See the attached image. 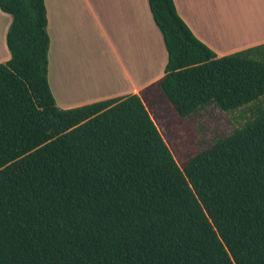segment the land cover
<instances>
[{
	"label": "trees",
	"instance_id": "16d2710c",
	"mask_svg": "<svg viewBox=\"0 0 264 264\" xmlns=\"http://www.w3.org/2000/svg\"><path fill=\"white\" fill-rule=\"evenodd\" d=\"M147 1L164 75L60 109L44 0H0V264H264V44L217 58L173 0ZM247 105L251 121L195 153L157 125Z\"/></svg>",
	"mask_w": 264,
	"mask_h": 264
},
{
	"label": "crops",
	"instance_id": "0c3cea01",
	"mask_svg": "<svg viewBox=\"0 0 264 264\" xmlns=\"http://www.w3.org/2000/svg\"><path fill=\"white\" fill-rule=\"evenodd\" d=\"M173 2L193 35L217 58L264 44V0ZM44 3L49 37L47 81L60 109L139 94L164 75L167 52L147 0ZM11 21V16L0 9V63L10 59L6 34ZM86 25L90 33L104 34L111 54L105 65L94 58L89 66L80 63L77 42L85 34ZM61 65L63 73L67 66L69 92L61 83Z\"/></svg>",
	"mask_w": 264,
	"mask_h": 264
},
{
	"label": "rangeland",
	"instance_id": "374dc122",
	"mask_svg": "<svg viewBox=\"0 0 264 264\" xmlns=\"http://www.w3.org/2000/svg\"><path fill=\"white\" fill-rule=\"evenodd\" d=\"M91 45L93 46L91 47ZM77 46L79 47L78 52L81 64L85 62V65L89 66L93 58L96 61H100L101 65H105L111 60V54L104 34L101 33L98 36V34L90 33L89 25H86L85 34L79 36ZM60 74L63 75L61 83L66 86L65 90L69 92L67 66L63 73L61 65ZM58 85L57 91L60 94L62 93V90H60L62 86L60 82ZM109 90L112 89L109 88ZM259 104L264 108V99H261ZM255 115L254 105H247L232 111L208 109L195 113L183 120L177 116H172L166 124L158 123L157 125L164 136L166 135L168 139L180 147L181 151L179 153H195L208 147L217 139L230 135L234 130L243 128Z\"/></svg>",
	"mask_w": 264,
	"mask_h": 264
}]
</instances>
